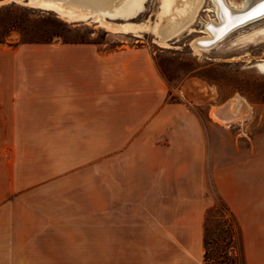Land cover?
Masks as SVG:
<instances>
[{
	"label": "crops",
	"instance_id": "0c3cea01",
	"mask_svg": "<svg viewBox=\"0 0 264 264\" xmlns=\"http://www.w3.org/2000/svg\"><path fill=\"white\" fill-rule=\"evenodd\" d=\"M202 98L143 44L1 43L0 264H203L210 183L264 264V149Z\"/></svg>",
	"mask_w": 264,
	"mask_h": 264
},
{
	"label": "rangeland",
	"instance_id": "374dc122",
	"mask_svg": "<svg viewBox=\"0 0 264 264\" xmlns=\"http://www.w3.org/2000/svg\"><path fill=\"white\" fill-rule=\"evenodd\" d=\"M225 1L232 5H239L242 2ZM2 2L3 0H0V42L8 44L82 42L96 44L101 50L143 44L151 51L160 74L172 90L178 89L184 83H188L195 90H200L205 98H202V101L206 103L197 111L201 117L204 116L205 110L208 114L212 107L221 106L236 97L245 100L250 107L248 117L228 126L217 123V129L222 131L224 142L227 141L225 138L229 140L232 138L238 141L240 148L254 146L264 149V75L255 67L260 59H264V37L256 38L253 42L233 45L236 38L262 28L264 18L236 29L212 50L195 56L190 44L202 36L205 23L215 19L210 0H202L189 29L170 41L169 48L157 46L153 43L154 37L147 32L141 33L139 37L107 32L93 21V17L81 22L68 23L52 12L29 7L25 3ZM159 8L160 0H146L143 12L130 22L154 23L157 21ZM187 96L191 102L199 100L194 92ZM218 197L212 183L208 184V198L212 203L206 214L208 240L213 239L216 229L223 228L224 218H227L220 213V205L224 202ZM213 242V248L222 245L221 241ZM234 247L238 264H244L239 237H236Z\"/></svg>",
	"mask_w": 264,
	"mask_h": 264
},
{
	"label": "bare ground",
	"instance_id": "6f19581e",
	"mask_svg": "<svg viewBox=\"0 0 264 264\" xmlns=\"http://www.w3.org/2000/svg\"><path fill=\"white\" fill-rule=\"evenodd\" d=\"M9 2L25 3L29 7L52 12L68 23L93 17L95 23L112 34L139 37L147 32L154 37L153 43L161 48H169L170 41L189 29L202 4V0H160L157 21L134 24L130 21L143 12L146 0H3L2 3ZM210 3L215 19L206 22L202 36L190 44L195 56L212 50L236 29L264 18V0H242L239 5L228 4L225 0H210ZM259 37H264V26L236 38L233 45L253 42ZM255 67L264 75V59H260ZM249 109L245 100L236 97L211 108L209 117L220 125L228 126L248 117Z\"/></svg>",
	"mask_w": 264,
	"mask_h": 264
},
{
	"label": "trees",
	"instance_id": "16d2710c",
	"mask_svg": "<svg viewBox=\"0 0 264 264\" xmlns=\"http://www.w3.org/2000/svg\"><path fill=\"white\" fill-rule=\"evenodd\" d=\"M43 42V43H51ZM2 42H0L1 44ZM4 43V42H3ZM63 43H70V42H63ZM82 43V42H79ZM23 44H41L38 42H26ZM220 200V197H218ZM220 213L222 216L227 217L224 218V225L223 228L216 229V232L213 234V239L208 240L207 235V224L208 218L206 217L204 223V235H203V248H204V255H203V264H238L236 254L234 252V242L236 237H239L240 244H241V237H240V230L237 225V222L234 218V215L228 208V206L223 203L220 205ZM214 241H221V246H217L213 248L214 245L212 243ZM245 264V263H244Z\"/></svg>",
	"mask_w": 264,
	"mask_h": 264
}]
</instances>
